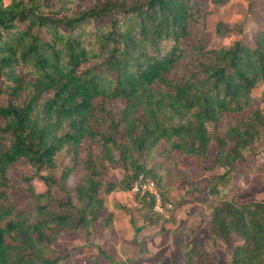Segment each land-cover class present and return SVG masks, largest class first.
Listing matches in <instances>:
<instances>
[{"label": "trees", "instance_id": "16d2710c", "mask_svg": "<svg viewBox=\"0 0 264 264\" xmlns=\"http://www.w3.org/2000/svg\"><path fill=\"white\" fill-rule=\"evenodd\" d=\"M6 1L0 264L69 260L72 250L55 247L62 233L113 230L112 216L102 215L104 196L130 191L143 176L165 200L162 190L189 158L211 160V170L225 173L205 189L215 202L207 234L193 243L192 230L182 231L189 235L177 241V264H219L215 241L231 236L243 241L232 264H264V201L238 203L236 189L225 185L264 144V111L253 95L264 88V30L252 46L211 48L210 11L196 0ZM21 160L27 172L16 185L9 174ZM109 165L124 171L119 183L107 180ZM71 176L79 178L74 186ZM37 178L46 192H36Z\"/></svg>", "mask_w": 264, "mask_h": 264}, {"label": "rangeland", "instance_id": "374dc122", "mask_svg": "<svg viewBox=\"0 0 264 264\" xmlns=\"http://www.w3.org/2000/svg\"><path fill=\"white\" fill-rule=\"evenodd\" d=\"M196 1L210 11L205 31L208 47L220 48L235 41L252 46L257 32L264 30V0ZM253 95L264 111V88H257ZM215 152L216 147L212 146L209 156L213 157ZM247 163L249 166L244 172L229 174L225 185L236 189L235 199L238 203L263 202L264 144L248 155ZM211 167V160L200 158H189L181 162L173 180L167 182L166 188L162 190L165 200H162L157 189L159 203L155 199L151 210L149 204L153 197L146 190H136V183L130 191H114L104 196L102 215L112 216L113 230L96 237H87L84 231L62 233L55 247L72 252L70 259L60 264H177V241L189 235L182 231L192 230L190 235L193 243L201 241L208 232L215 202L206 194L205 189L212 177L225 173L220 168L211 170ZM26 172L27 163L21 160L13 167L9 177L17 185L18 177ZM124 174L121 167L109 165L107 180L119 183ZM42 175L57 178L59 170H46ZM158 175L165 176L166 171L162 170ZM78 179L77 176H71L69 185L74 186ZM33 185L37 193L47 190L41 179H35ZM53 194L59 199L64 198V194L57 188L53 189ZM145 215H148L147 221ZM242 243L235 236L216 240L215 253L219 264H232L233 250Z\"/></svg>", "mask_w": 264, "mask_h": 264}, {"label": "built area", "instance_id": "2783aa9c", "mask_svg": "<svg viewBox=\"0 0 264 264\" xmlns=\"http://www.w3.org/2000/svg\"><path fill=\"white\" fill-rule=\"evenodd\" d=\"M135 183H136V185H135L136 190H139V189L146 190L145 192H149L148 194H150L154 198V200L156 199L157 203H159V197H158L159 195H157L158 193H156L157 192V186L155 185V183L153 181H149L147 178L140 176L137 179V181H135ZM156 208L159 209V206L157 205Z\"/></svg>", "mask_w": 264, "mask_h": 264}]
</instances>
